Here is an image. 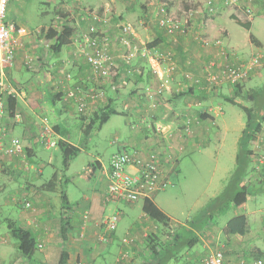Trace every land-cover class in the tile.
Instances as JSON below:
<instances>
[{
    "label": "crops",
    "instance_id": "1",
    "mask_svg": "<svg viewBox=\"0 0 264 264\" xmlns=\"http://www.w3.org/2000/svg\"><path fill=\"white\" fill-rule=\"evenodd\" d=\"M30 1L38 7L36 20L50 16V19L46 18L45 22H41L43 23L42 27L51 25L53 16H51L50 11L54 10L53 12H55L61 9L62 14L66 16L68 10L74 13L73 9L79 4H75L79 0H21L20 6H22V2L27 5ZM80 1L87 8L99 14L101 22L97 23L102 24L112 34L117 33V22L127 20L133 25L137 37L136 41L141 48L147 47L153 51L172 53L179 62L178 70L170 73L166 67H157V69L150 67L146 56L138 57L134 61L137 66L134 67L136 68L134 74L126 76L123 68H120L119 74L98 83L105 91L104 105L96 111L89 112L86 118L80 119L85 121L87 125L92 117L94 118L96 112L101 115L102 110L107 108V105L115 113L111 114L103 125L110 121L112 116L120 113L125 114L127 120L135 119L142 125L143 138L140 143H135L138 140L129 141V143L135 150L145 155L149 151L157 152L167 167L173 169L174 175L177 174L181 155L189 148H195L196 144V148H198L210 140L213 130L211 123H214L216 117L224 114L220 99L227 100L234 91L233 85L227 82H224L216 91L211 93L200 90L195 84L191 90H184L187 82L186 73L205 83L204 62L219 56L218 47L207 48L199 41V35L204 33L212 40H220L224 46L235 49L239 57L237 49H243L244 36L232 22L238 23L240 20L252 23L254 17L264 11L263 2L261 0H238L229 4L228 0H215L218 12L214 17L208 19L204 13H200L196 16L195 23L187 35L180 33L171 35L161 28L156 20L149 21L148 17L133 16L131 12L133 9L131 10L129 5H122L119 0ZM125 1L132 3V5L135 2V0ZM169 2L173 9L180 7L176 2L173 5L172 0ZM110 4L113 5L112 8H121V11L117 10L120 16L116 19L110 20L108 18L107 11ZM193 5L195 6V4L191 6ZM200 5H204V0H200ZM124 6L127 9H124ZM142 6L148 14L149 9L146 10L147 0ZM186 7L189 8L188 5ZM27 8L30 10L32 6ZM25 19L27 18L25 17ZM9 21L20 26L23 30L22 35L20 33L15 34L22 45L17 49L16 63L8 74L9 79L15 86H18L21 93L13 95L16 97L14 114L9 115V118H0V122L9 127L11 135L22 139L25 152L20 156L0 154V171L6 170L11 175V180L0 186V200H4V203L9 202L10 210L0 207V212L2 210L5 214L7 211L10 215L12 213L14 219L10 216L7 218L13 219L16 224L28 229L35 238L36 251L29 260H34L36 264H60L62 254L66 252L68 258L64 264H115L120 252L124 249V245L115 244L112 241V243H104L99 240V228L96 225L97 221L107 215V210L112 206L115 207V211H120L121 215L128 218L129 225L126 232L136 238V243L128 246L132 255L129 264H157V260L164 257L165 251L158 255L150 253L149 247H147V236L153 233L160 236L161 234L158 232L160 224L143 211L144 200L127 203L124 206L119 205L122 202L104 203V194L108 186L107 170L109 163L105 165L99 161L101 166L88 181L90 185L84 191L82 204L77 200L70 201L68 195L65 194H63V200L56 202L49 194L50 192L39 188V185L46 183L42 180L40 173L43 168L41 169V165L30 162L28 159L38 155L40 144H44L40 136L43 125L41 118L44 116L40 112L41 108L54 100L52 103L55 104L59 115L57 121L61 125V131L56 132L54 130L56 134L60 135V138H57L58 141L66 139L68 143L81 151L82 147L71 140L72 134L66 127L70 123H76L75 120L81 116L77 104L65 99V92L69 86L66 76L67 73H71L73 83L83 85L94 83V79L86 59L74 55L71 45L63 46L59 53H55L51 49L54 40H40L41 27L30 30L21 22L12 19ZM257 40L260 45H255L249 37V46L261 47L262 42L258 38ZM245 41L247 44V38ZM144 42L147 44L143 47ZM119 45L118 41L113 43L114 53L119 51ZM27 56L33 59L38 58L44 65L36 70H32L27 64V67H19L23 58ZM24 69L31 72L47 70L52 73V80L49 82V97L39 90L38 84L33 79V73L30 79L25 78ZM160 88L163 89L162 92H158ZM3 93L5 91H2L0 87L1 99L5 97ZM8 98L9 96L5 100L7 101ZM203 114L209 116L204 118ZM158 127L163 128V131L160 132ZM90 133L91 130L88 134ZM254 148L255 144L253 143L251 146L253 153ZM237 151L238 148L235 153V161ZM26 155L29 156L28 159ZM51 160H53L52 157ZM69 166L66 168L69 169ZM251 167H253L252 169L255 168L253 157ZM39 169L40 174L37 173ZM251 173H253L251 179L247 177L245 180V182L250 183L247 203L251 197L255 196L252 194L256 193L254 188L257 184L264 185V177H260L255 170H252ZM52 177L56 179L57 183L59 181L62 183L64 179L56 173ZM67 177V181L74 182L68 174ZM21 182H25V186L20 188ZM31 184L33 185L31 186ZM8 186L14 189L10 201L8 200L9 196H2L3 191ZM213 197L215 196L208 197L199 212L192 218L187 217L185 222L180 225L173 223L175 221L173 216L165 208L166 206L163 204L166 202L165 196L162 197L161 204L151 198L171 218V226L172 224L175 225L181 235H186V237L195 235L198 238L193 246L181 248L178 253L175 252L171 255L175 258L182 256L186 264H202L203 257L217 249L223 251L225 264H254L257 259H264V238L260 233H255L256 221L252 222L251 211H248L247 203L240 208L232 205L230 209L233 212L230 215H227V211L221 215H227L224 220L216 219L201 230L197 224H189V221L201 216V212ZM13 199H31L32 209L26 208L22 204L23 209L15 211L12 208L16 205L12 201ZM1 203L0 201V205ZM140 208L141 212L139 213ZM86 212L89 214L87 218L85 217ZM134 213L137 218H134ZM252 213L254 214V211ZM242 214H245L248 219L247 232L244 235L225 234L224 227L228 221ZM262 219L264 222V217ZM12 236L13 234L8 227L0 231V264H6L11 255L10 249L13 252L16 244H12ZM38 250H40V254H37ZM13 254L16 257L14 258L16 264H30L29 261H26L27 257H23L20 251ZM166 262H161V264Z\"/></svg>",
    "mask_w": 264,
    "mask_h": 264
},
{
    "label": "built area",
    "instance_id": "2",
    "mask_svg": "<svg viewBox=\"0 0 264 264\" xmlns=\"http://www.w3.org/2000/svg\"><path fill=\"white\" fill-rule=\"evenodd\" d=\"M11 0H0V87L2 91H9L10 95H18L21 90L9 79V70L13 67L16 58V52L22 42L15 35L17 33L16 24L8 20V5ZM170 0H149L150 17L156 20L160 27H165L169 34L182 32L188 34L194 23L196 16L204 10L207 18L215 16L218 12V6L215 0H204V5L195 8H184L183 12L172 10ZM238 0H228L233 4ZM79 3L74 8V13L68 10L67 15L63 16L61 9L56 14L49 25L57 30H62L64 25L75 28L71 46L74 55L84 57L88 62L93 81L89 85L73 83V76L67 73L69 86L65 92V99L74 101L80 114L85 116L89 112L96 111L104 105L105 91L101 85L102 80L113 78L119 74L120 68H123L126 76L134 74L137 67L134 61L141 56L149 57L151 66L154 69L162 67L161 62H166L167 71L172 73L177 69V61L172 53L162 51H152L147 47L139 48L135 43L136 37L132 24L126 21H119L116 24L117 33L114 35L106 30L101 22L99 14L85 5ZM150 21V19H148ZM20 35L23 30L19 28ZM118 41L119 51L113 52V43ZM199 41L207 48L218 47V57H214L204 62L205 83L200 79H195L189 73H186L184 90H189L197 85L202 91L208 93L216 91L224 82L236 85L245 81L251 72L260 65L261 55L254 54L249 60H241L235 49L226 47L218 39L212 40L204 33L199 35ZM35 61V63H34ZM26 64L36 70L44 64L38 59L27 56ZM162 88L158 92H162ZM1 99V98H0ZM7 101L0 100V118H4V110L7 109ZM42 130L40 136L47 148L58 144L60 135L56 134L46 116L41 118ZM160 132L163 128H159ZM255 144L254 153L256 171L260 177H264V127L252 140ZM24 145L21 138L10 134L9 127L0 122V154L9 156H20L24 152ZM107 170L108 186L104 194V203L126 202L135 203L139 200L153 198V195L163 192L174 185L173 169H169L160 155L151 151L147 155L138 150L132 152L119 151L114 153L109 161ZM22 204L26 208L32 209L31 200L24 199ZM89 216L88 212L85 217ZM121 212L114 211L107 214L101 220L96 222L98 226V238L104 243L112 241L117 224L120 221ZM171 231H174L172 227ZM136 243L134 236H125L122 244L126 247ZM130 252L123 249L115 264H129ZM202 264H225L224 253L221 249L211 251L202 259ZM254 264H264V259H257Z\"/></svg>",
    "mask_w": 264,
    "mask_h": 264
},
{
    "label": "rangeland",
    "instance_id": "3",
    "mask_svg": "<svg viewBox=\"0 0 264 264\" xmlns=\"http://www.w3.org/2000/svg\"><path fill=\"white\" fill-rule=\"evenodd\" d=\"M20 1L21 0H12L9 2L8 20L12 19L14 21L21 22L23 26L31 30L35 29L36 27L42 28L41 25L43 23L41 22H45L46 18L50 19V16H47L45 18L40 17L41 19L36 20V9L38 7L34 5V3H31V1L27 5L25 4V2H22L23 4L22 6H20ZM145 1L146 0H135L134 4L132 5V3L128 1L119 0L122 5H129L130 9H133L131 11L133 16L140 15V17L142 18L148 17V19L152 21L150 13L147 14V12L144 10V7L142 6L144 5ZM261 1L263 2L262 4H264V0ZM79 2L81 4H84L80 0ZM172 2L173 5L174 2L180 5L179 8H172V10L178 13H182L183 7L187 8L186 5L191 6L192 4H195L199 6L200 4V0H172ZM28 6H32V9L29 10L27 8ZM39 6L41 5L39 4ZM112 6V4L108 5L109 9L107 11L109 16L108 18H110V20L119 17L120 15L117 10L121 11L120 7L112 8ZM124 7V9H127L126 6ZM146 10H148V8H146ZM53 11L54 10H52V12L50 11V14L54 18L56 11ZM113 11L114 13H112ZM25 17L27 19H25ZM53 18L51 20H53ZM126 22L128 21L126 20ZM232 24H234V26L237 27L244 36V41L242 42V44L244 45L243 49H237L240 59L249 60L254 54L259 53V55H261L260 65L256 67L251 72L249 77L241 83L243 97L245 98L247 92L251 91L254 88L261 87L264 84V11L254 17L251 30H248L246 27L236 23L235 21L232 22ZM19 28L20 26H16L17 33H19ZM133 31L135 32V29ZM251 32L262 42L261 47L256 48L253 45L249 46L248 41ZM246 38L247 44L245 41ZM136 39L137 37L134 38L135 43H137ZM146 44L147 43L144 42V45L142 46L144 47L146 46ZM137 45L139 46V43H137ZM147 58L148 65L152 67L149 61V57ZM26 59L27 57L23 58L21 64H19V67H27L25 63ZM176 61L177 71L179 68V62L177 59ZM161 66L167 67L166 62H161ZM32 73L33 72L27 69L23 70V74L26 79H30ZM4 95L5 97L3 98L5 100L8 96H10L9 91H5V93H3V96ZM244 98L240 97V100L245 102V104L249 106L254 104L253 100L249 101ZM220 103L222 104L224 114L222 116L216 117L214 123H211V127L213 130L210 140L206 144L199 146L198 148H196V144L195 148H189L188 150H186V152L181 155L178 173L173 176L174 185L171 186L168 191L165 190L166 192L163 191L153 195V198L160 204L162 203V197L165 196L166 202L163 204L166 206L165 208L167 209V211L170 212L173 216L175 220L173 223L175 225H180L182 222H185L187 217L192 218L193 216H195L201 209V206L206 202L208 197H211L213 195L215 197L219 196L224 191L231 177V174L236 167L235 153L236 149L238 148L240 135L246 126L247 115L243 108L236 104H233L228 100H225L224 98L220 99ZM4 113V118H9L11 116L10 110L5 109ZM78 118L75 120L76 123H70V125H66V127L72 134L71 140L82 147L81 151H79L76 156L70 159L69 169H67L64 164V155L59 145L52 148H47L45 143L43 142L44 144H40L39 146L38 155H36L34 158H29V156L26 155L27 159L29 158L28 160H30V162L41 165V169L43 168L42 172H40L39 169L37 173H41L42 180L46 181V183L50 179H52V176L55 173L64 178L62 183H60V181L58 182L55 187L56 189H49L47 191L50 192L49 194L56 200V202L63 200V194H65L68 195L70 201L74 202L77 200L80 204H82L83 196L85 193L84 191L88 188L90 183L82 179L77 173L84 170L90 162L96 163L97 161H101L102 163L107 165L110 161L112 153L114 152L116 153L119 151H134L135 149L129 143V141L133 142L134 140H138V142L135 143H140L143 138L142 125H140L139 122L135 121V119L133 120V118L131 120H127L126 115L122 113L112 116L110 121L103 125L102 128L97 129V125H95L92 128L90 134L86 133L85 131L86 122H82L80 116ZM252 145L253 141H251V146ZM51 157L53 158V160H51ZM256 169L257 168L255 164V168L253 170L258 173ZM5 171L6 170L0 171V186L3 185L4 182L8 183V181L11 180L10 173L8 171ZM67 174L74 180V182L67 181ZM250 175L248 176V178L251 179L253 173H250ZM32 185L33 184H31V186ZM21 186L24 187L25 182H21V185L19 187L21 188ZM13 190L14 189L11 186H8L3 191L2 196H9L8 200L10 201V197H12L14 193ZM254 190L256 191V193L252 195L255 196L251 197V199L248 201L247 207L248 211H251L250 218L252 222L254 223V221H256L254 227L255 233H260L262 235V238H264V222L262 221V218L264 217V185L257 184ZM23 200L13 199L12 201H14V204L16 205L12 206V208L15 211L22 210L23 206L21 201ZM0 201L2 202L0 205L1 208L10 210L9 202L4 203V200L2 199ZM125 204L127 203H119V205L121 206H124ZM82 207L84 208V206ZM114 209L115 207L110 206V208L107 210V214H112L115 211ZM253 211L254 214L252 213ZM138 212H141V208ZM232 212L233 210L229 208L227 210V215H230ZM6 213L7 214L3 213L2 210L0 212V231H2V229L4 228L6 229V227L10 228V221H13L14 219V215L12 213L11 215L8 211ZM221 215L216 219L220 218V220H224L227 216ZM9 216L13 219L7 218ZM134 218H137L135 213ZM128 225V218L121 215L120 221L117 224V229L114 232L115 236L113 235L114 237L112 239V242H115V244L120 243L122 245V239L125 236H131L126 232L128 230ZM175 225L172 224V227L176 228ZM165 237H167V234L165 235ZM11 242L12 244L16 245L14 246L13 252L10 249L11 255L8 257L6 264H16V261L14 259L16 257L13 253L19 251L17 240L15 239V237L12 236ZM37 254H40V250L37 251ZM26 261H29L30 264H36L34 260H29V258H27ZM165 264H186V261L182 256H179L176 258H170Z\"/></svg>",
    "mask_w": 264,
    "mask_h": 264
},
{
    "label": "trees",
    "instance_id": "4",
    "mask_svg": "<svg viewBox=\"0 0 264 264\" xmlns=\"http://www.w3.org/2000/svg\"><path fill=\"white\" fill-rule=\"evenodd\" d=\"M148 1L149 0H147V2ZM190 7L195 8L198 7V5L189 6V8ZM147 8L149 9L148 6ZM200 13H204L207 16V13L204 10H202ZM238 23L246 27L248 30L251 29L252 23L250 21L244 22L238 20ZM161 28L165 30V27ZM41 30L42 34L40 36V40H54L51 49L55 53H59L63 46L70 45L75 33V28L67 24L64 25L63 29L60 31L48 25H44ZM179 33L182 35H187L183 34L182 32ZM250 39L255 44L260 45V42L252 32L250 33ZM33 79L38 84L39 90L45 93V96L49 97V82L52 80V73L47 70L36 71L33 72ZM241 83L234 85V92L227 99L233 104H236L243 108L247 115L246 126L243 129L238 142L236 167L232 172L224 191L209 202L207 207H205L201 212L200 217L189 221V224H197L199 230L203 229L206 225L216 220L218 216L225 213L232 205L240 208L244 207L247 203L248 194L250 192V183L245 182V180L253 170L251 167V155L253 154V150L251 149V141L264 127V84L261 87L254 88L251 91L247 92L244 98ZM240 97L249 101L253 100L254 104L249 106L245 104V102L240 100ZM52 102H54V100H52ZM52 102L42 107L40 112H42L41 114L49 119V122L53 129L56 132H59L61 131V125L57 121L59 115L57 113V109L55 108V104ZM15 109L16 97L10 95L7 99V110H10L11 115H13ZM113 113H115V111L109 109L108 105L107 108L102 110L101 115H98V112H96L94 118L92 117L91 121L85 126L86 133H89L95 125H97V129L101 128V126L109 119V116ZM207 116L209 115L203 114L204 118ZM80 117L86 118V116L83 114H81ZM58 145L60 146L64 155V164L68 167L70 164V159L76 156L80 149L68 143L66 139H60L58 141ZM100 166L101 164L98 161L96 163L90 162L84 170L77 174L82 179L89 181ZM57 184L58 183L56 179L52 177V179H50L47 183L41 185L39 188L41 190L48 191L49 189L51 190V188L56 187ZM143 211L151 219L160 224V228L158 231L161 234L160 236L156 235V233L147 236V247H149L150 253L158 255L165 251L164 257L158 259L157 264H161V262L169 260L173 257V255L171 254L175 252L178 253L181 248L191 247L198 241V238L195 235L192 237H190L191 235H189V237H186V235H181L177 228H174V231H171V218L152 199L147 198L144 200ZM9 226V229L17 240L18 249L21 255L27 258H32L36 251V240L31 232L28 229H25L22 226L16 224V222L14 221H10ZM247 226V216L245 214L238 215L228 221V223L224 227V233L227 235H244L247 232ZM166 234L167 237H165ZM124 249H127L130 252L131 257L132 255L130 247H126L124 245ZM67 256L68 254L66 252L62 254L60 264L65 263L68 258Z\"/></svg>",
    "mask_w": 264,
    "mask_h": 264
}]
</instances>
